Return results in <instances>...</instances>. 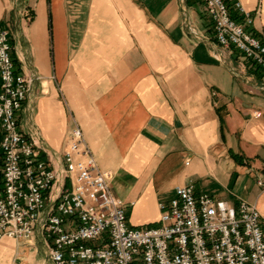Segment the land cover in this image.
<instances>
[{
  "label": "crops",
  "instance_id": "1",
  "mask_svg": "<svg viewBox=\"0 0 264 264\" xmlns=\"http://www.w3.org/2000/svg\"><path fill=\"white\" fill-rule=\"evenodd\" d=\"M239 1L264 39V0ZM2 23L17 66L37 76L21 130L59 156L75 118L131 224L156 221L192 181L254 203L264 231V74L215 43L200 1L0 0ZM0 264L51 262L35 235L2 238Z\"/></svg>",
  "mask_w": 264,
  "mask_h": 264
},
{
  "label": "built area",
  "instance_id": "2",
  "mask_svg": "<svg viewBox=\"0 0 264 264\" xmlns=\"http://www.w3.org/2000/svg\"><path fill=\"white\" fill-rule=\"evenodd\" d=\"M214 41L264 74V39L239 0H198ZM0 25V240L39 235L51 264H264V231L254 203L236 205L189 181L159 202L156 221L133 225L110 189L74 119L59 156L39 133L24 132L19 112L37 76L13 56ZM258 185L264 186L262 180Z\"/></svg>",
  "mask_w": 264,
  "mask_h": 264
},
{
  "label": "trees",
  "instance_id": "3",
  "mask_svg": "<svg viewBox=\"0 0 264 264\" xmlns=\"http://www.w3.org/2000/svg\"><path fill=\"white\" fill-rule=\"evenodd\" d=\"M230 155L238 161L239 156L237 154L230 151Z\"/></svg>",
  "mask_w": 264,
  "mask_h": 264
},
{
  "label": "rangeland",
  "instance_id": "4",
  "mask_svg": "<svg viewBox=\"0 0 264 264\" xmlns=\"http://www.w3.org/2000/svg\"><path fill=\"white\" fill-rule=\"evenodd\" d=\"M74 118V117H73ZM75 119V118H74ZM77 121V120H76ZM78 122V121H77Z\"/></svg>",
  "mask_w": 264,
  "mask_h": 264
}]
</instances>
